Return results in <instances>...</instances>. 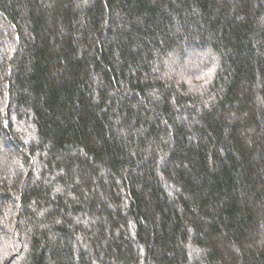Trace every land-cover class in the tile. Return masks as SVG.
I'll return each instance as SVG.
<instances>
[{"label":"trees","instance_id":"trees-1","mask_svg":"<svg viewBox=\"0 0 264 264\" xmlns=\"http://www.w3.org/2000/svg\"><path fill=\"white\" fill-rule=\"evenodd\" d=\"M0 264H264V0H0Z\"/></svg>","mask_w":264,"mask_h":264}]
</instances>
